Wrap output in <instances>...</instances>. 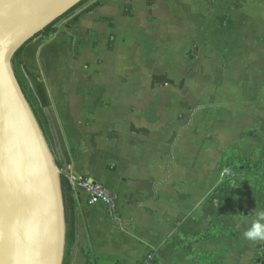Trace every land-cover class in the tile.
Listing matches in <instances>:
<instances>
[{
    "label": "crops",
    "instance_id": "crops-1",
    "mask_svg": "<svg viewBox=\"0 0 264 264\" xmlns=\"http://www.w3.org/2000/svg\"><path fill=\"white\" fill-rule=\"evenodd\" d=\"M246 3L262 18L264 0ZM125 7L92 0L22 56L75 191L71 264H141L150 254L156 264H264V240L241 233L263 210L261 194L243 203L247 217L214 195L236 160L264 171V143L251 144L264 132V35L248 51L260 58L221 45L227 35H193L189 61L190 35H108ZM236 70L243 76H218ZM85 182L112 193L116 210L90 205ZM212 223L235 238L203 239Z\"/></svg>",
    "mask_w": 264,
    "mask_h": 264
},
{
    "label": "water",
    "instance_id": "water-1",
    "mask_svg": "<svg viewBox=\"0 0 264 264\" xmlns=\"http://www.w3.org/2000/svg\"><path fill=\"white\" fill-rule=\"evenodd\" d=\"M84 0H0V264H63L61 172L12 60Z\"/></svg>",
    "mask_w": 264,
    "mask_h": 264
},
{
    "label": "rangeland",
    "instance_id": "rangeland-1",
    "mask_svg": "<svg viewBox=\"0 0 264 264\" xmlns=\"http://www.w3.org/2000/svg\"><path fill=\"white\" fill-rule=\"evenodd\" d=\"M118 1H123L126 5L122 13V26L119 30L114 28L119 24L113 26L112 30L108 29V35H116V33L118 35H186L187 37L190 35L185 49L189 61L195 58L196 46L194 40L191 39L193 35H227L228 37L220 39L221 45L225 44L234 50H242L245 55L250 53L249 50L257 49L255 35H264V15H261L262 18L251 17L250 15L255 16L258 9L249 7L247 0H107L109 5ZM132 1L137 3L132 4ZM247 23L248 25L245 26ZM176 49L178 50V47ZM177 50L171 48L176 59L178 58ZM81 52L80 48L76 49L78 58H81ZM159 52L158 57L153 59L156 65L161 64L164 48L161 47ZM250 54L251 58L259 57L258 53L251 52ZM122 61L121 58L120 62ZM242 74V71L236 70L229 74L220 72L218 76L220 79H233V77L236 79L242 77ZM219 90L222 91L225 88H219ZM259 135L251 139L253 147L263 145L264 132ZM233 163L235 165L246 163L247 167L252 169L246 160L240 159ZM228 169L231 170V168ZM229 176H232V173ZM234 179L241 183L243 191H246L247 184L244 185V176L239 175ZM249 228L250 226H245L241 233L243 234Z\"/></svg>",
    "mask_w": 264,
    "mask_h": 264
},
{
    "label": "trees",
    "instance_id": "trees-1",
    "mask_svg": "<svg viewBox=\"0 0 264 264\" xmlns=\"http://www.w3.org/2000/svg\"><path fill=\"white\" fill-rule=\"evenodd\" d=\"M92 0H84L79 3L76 7L66 13L63 17L55 21L53 24L48 26L44 31L36 35L31 41L24 45L15 55L12 60L13 69L17 78V81L23 91V94L29 103L39 126L44 134V137L55 157L56 165L61 172V184L64 198L65 206V215H66V246H65V255L63 264H71L73 258L74 247L76 244V202H75V191L73 185L71 184L69 178V172L67 170V165L65 157L60 153L56 140L51 129L50 120L45 112V109L39 99L36 91L34 90L32 83L27 76L23 62L22 56L26 47L36 41V40H47L54 37L59 32L60 23L75 13L76 11L83 8L85 5L90 3ZM226 168L224 163L221 164L220 171L222 172ZM228 168H231L232 176H229L223 179L222 183L216 189L214 195L216 197H223L224 202L220 203L223 207L228 205L233 212H238L241 216L247 217L249 213L244 209L243 203L247 199L248 195L253 194V190H256L257 193L261 194L260 202L264 206V171L260 172V167L254 165L251 168L247 165L239 164H230ZM243 175L245 179L249 182H244L246 191H243L242 184L234 179L235 176ZM211 236L214 237H224L229 240L235 238V234L231 229H224L221 227H216L214 223L211 224V229L208 233L203 234L202 238L207 240ZM196 238V237H194ZM149 257L152 258L151 264H156V259L153 254H150ZM216 256L206 257L207 261L211 264H222L221 262L215 259Z\"/></svg>",
    "mask_w": 264,
    "mask_h": 264
},
{
    "label": "built area",
    "instance_id": "built-area-1",
    "mask_svg": "<svg viewBox=\"0 0 264 264\" xmlns=\"http://www.w3.org/2000/svg\"><path fill=\"white\" fill-rule=\"evenodd\" d=\"M230 174L231 172L229 170L224 172V175ZM79 188L88 194V202L90 205L103 204L107 207L109 213H113L116 210V199L114 195L105 188L88 182L80 184ZM151 261L152 258L148 257L146 261L141 264H151Z\"/></svg>",
    "mask_w": 264,
    "mask_h": 264
},
{
    "label": "clouds",
    "instance_id": "clouds-1",
    "mask_svg": "<svg viewBox=\"0 0 264 264\" xmlns=\"http://www.w3.org/2000/svg\"><path fill=\"white\" fill-rule=\"evenodd\" d=\"M243 235L252 241L264 240V210L255 213L251 227Z\"/></svg>",
    "mask_w": 264,
    "mask_h": 264
}]
</instances>
